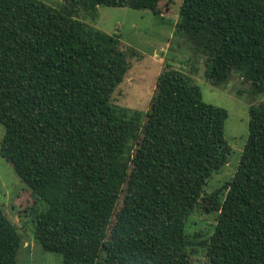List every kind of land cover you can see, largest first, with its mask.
<instances>
[{
    "label": "trees",
    "instance_id": "obj_1",
    "mask_svg": "<svg viewBox=\"0 0 264 264\" xmlns=\"http://www.w3.org/2000/svg\"><path fill=\"white\" fill-rule=\"evenodd\" d=\"M162 1L0 0V157L25 199L46 205L34 239L61 264H189L185 227L199 206L216 213L205 264H264V103L249 108L232 178L204 196L228 161L226 110L166 64L147 111L127 117L112 104L130 69L119 39L77 17L95 20L100 7L159 16ZM176 32L203 57L209 85L238 73L264 93V0H182ZM21 239L0 208V264H16Z\"/></svg>",
    "mask_w": 264,
    "mask_h": 264
},
{
    "label": "rangeland",
    "instance_id": "obj_2",
    "mask_svg": "<svg viewBox=\"0 0 264 264\" xmlns=\"http://www.w3.org/2000/svg\"><path fill=\"white\" fill-rule=\"evenodd\" d=\"M58 8L61 0H38ZM182 0H164L158 7L159 16L148 10L100 7L95 20L78 12L79 20L119 39L120 49L126 53L130 69L126 78L115 89L112 104L131 116L147 111L162 66L169 64L188 76L196 85L205 103L225 109L227 119L224 138L230 148L228 161L213 173L204 187V196L229 181L240 161L248 135L249 108L264 103V93L253 95L249 82L232 73L221 86L209 85L203 75L204 59L194 54L183 33L176 32L178 10ZM0 125V142L3 136ZM129 148L133 150L134 144ZM26 185L14 173L11 165L0 157V208L21 235L16 264H61V256L42 250L34 239L35 219L46 205L25 199ZM20 196V198H19ZM208 205V202H205ZM34 206L35 211L31 210ZM216 213H206L196 207L189 215L185 231L193 244L189 248V264H205L206 240L215 225Z\"/></svg>",
    "mask_w": 264,
    "mask_h": 264
},
{
    "label": "water",
    "instance_id": "obj_3",
    "mask_svg": "<svg viewBox=\"0 0 264 264\" xmlns=\"http://www.w3.org/2000/svg\"><path fill=\"white\" fill-rule=\"evenodd\" d=\"M201 200H203V199L201 198Z\"/></svg>",
    "mask_w": 264,
    "mask_h": 264
}]
</instances>
